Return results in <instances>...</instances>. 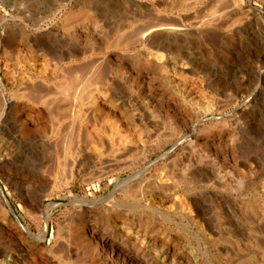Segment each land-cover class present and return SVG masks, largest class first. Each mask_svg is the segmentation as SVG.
I'll use <instances>...</instances> for the list:
<instances>
[{"label":"rangeland","instance_id":"obj_1","mask_svg":"<svg viewBox=\"0 0 264 264\" xmlns=\"http://www.w3.org/2000/svg\"><path fill=\"white\" fill-rule=\"evenodd\" d=\"M57 1L0 0V156L5 158L0 165L2 257L10 259V264H54L56 256H67L65 248H69L73 259L80 258L79 262L73 261L75 264H89L88 259L94 257L100 264H264V257L257 254L240 261L239 254L197 251L198 245L204 247V240L197 232L204 230L205 218H215L216 214L209 207L215 205L212 200L217 202L221 192L230 205V209L222 203L218 206L219 213L225 214L221 215L223 220L219 218L223 225L229 221L239 224L255 219L252 216L257 212L250 215L244 207L251 199L264 194V147L259 146L253 158L244 159L242 166L220 151L217 139L208 137L200 142L197 148L204 159L202 166L209 160L218 162L224 180L220 181L218 189L211 184L208 186L203 202L207 208L198 213L200 203L190 198L191 193H185L186 177L173 178L177 186L169 195L161 191L163 168L174 162L180 167L184 156L192 155L185 143H176L178 134L171 136L168 128L162 136L161 131L159 136L150 135L148 130L156 124V119L145 109L148 105L169 119L171 114L161 104L158 79L183 82L188 84L192 95H196L195 99L211 95L217 102H223L219 113L227 122L240 115L244 128L253 123L260 129L256 138L259 141L263 138L264 142V0L220 1L224 6L220 3L218 6L229 9L225 18L202 27L196 23L209 18V9L217 0H196L191 8L181 6L180 0V7L173 9L165 6L172 0H160L165 2L163 4H158L159 0H69L62 10ZM76 22L83 25L81 32L77 31L81 25ZM152 22L160 26L161 33L175 35V40L138 41V30ZM233 22L235 25H230ZM57 26L61 29L60 35L55 33ZM99 33L107 39V46L119 40V43L129 41L126 46L122 43L107 50L111 51L107 59L94 43ZM156 43L161 44L160 51L164 54L160 60L152 53L157 51ZM76 51H80L78 59L68 57ZM53 62L61 73L82 72L93 66L98 73L113 75L111 77L118 82L113 94L116 103L126 114L136 115L131 122L143 132L144 147L131 152L127 158L125 155L114 159L98 156L99 147L94 143L83 148L77 142L80 141L79 119L75 117L77 108L59 106L58 100L48 106L35 101L50 86V81L47 84L42 80V66L53 67ZM146 66L158 67L160 75L146 70ZM244 105L246 113L241 115L236 108ZM219 113L214 114L215 118L209 116L196 130L207 124L211 127L220 124ZM70 124L74 126L73 131ZM131 128L134 133L135 127L131 125ZM67 136H73L75 145L72 155L64 160L60 142ZM174 200L181 204L180 213L174 211ZM46 205L51 207L47 219L42 214ZM45 226L43 244L32 240L24 230L28 227L38 234ZM222 235L213 246L220 242L227 245L229 241ZM66 260L69 261L67 258L62 261L67 263Z\"/></svg>","mask_w":264,"mask_h":264},{"label":"bare ground","instance_id":"obj_2","mask_svg":"<svg viewBox=\"0 0 264 264\" xmlns=\"http://www.w3.org/2000/svg\"><path fill=\"white\" fill-rule=\"evenodd\" d=\"M68 1L69 0H59V2L57 1L58 2L57 5H58L59 9L60 10L64 9L67 6ZM220 1H223V0H217L215 2V4H214V2H212L214 5L211 6L210 9L208 8L209 9V12H208L209 13V18L207 20L205 19V20L198 21L196 23L198 26H200V27H202L204 25L205 26H209V25L211 26L215 22L220 21L221 19L225 18V15H227L229 9H228V7H223L224 5L221 4ZM194 2H196V0H181V6H184L185 8H189V7L191 8V6H193ZM161 3L163 4L165 2H161L159 0L158 1V4H161ZM219 3L221 5H223V6H221V5L218 6ZM96 5H97V3H96ZM156 5H157V3H156ZM179 5H180V0H172V3L171 4H168V5H165V6H168L169 7L168 9H173V8H177ZM72 11H74V10H72ZM232 11H234V10L232 9ZM68 14L69 15H66L67 18L70 16V12ZM206 16H208V15H206ZM68 20H69V18H68ZM170 20H172V19L170 18ZM162 21H164V20H162ZM78 22H80V21H78ZM221 23H223V22H221ZM76 24H80V23H77L76 22ZM80 25H78V26H80ZM101 25H103V24H101ZM230 25H235V23L234 22L233 23H230ZM82 26L83 25H81V27H79V29L78 30L76 29V30L78 32H81L82 29H83ZM198 26H197V28H198ZM123 27H126V26H123ZM214 27L216 28V26H214ZM159 28H160V26H158L157 24H153V22H152V25H149L148 24L145 27L140 28L138 30V32H137L136 38L138 39V41H143L144 39H147L148 41H150V39H152L153 41H155L157 43L161 42V40H164V41L165 40H169V39H174L175 40V38H176L175 35L172 36L173 34H171L169 32H168V34H163L159 30ZM166 29L167 28H165V30ZM116 30H117V28H116ZM60 31H61V29H59V27L57 26L56 29H55L56 35H58V34L60 35ZM167 31H168V29H167ZM179 31H181V30H179ZM183 31H185V30H183ZM224 31L225 30H223V32ZM153 32H155L156 34L155 33L153 34ZM163 32H165V31H163ZM127 40L129 41V39H125L122 42L123 44L122 43H119V41H121V40H119L116 43H112L111 46H107L106 45L107 44V39L104 38V36H103L102 33H99L97 35V38L95 39L94 43L97 44V48L100 51L99 53L100 54L103 53L104 58L110 59L111 51H107V50H109L110 48H117L121 44L126 46L127 43H128ZM153 44H152V46H153ZM59 47H61V46H59ZM169 47H171V46H169ZM164 48H166V47L164 46ZM156 49H157V51L156 52L154 51L152 53H153V55H154V57L156 59L160 60L164 56V54L161 53V51H160L161 44H157L156 45ZM165 51H166V49H165ZM165 51H163V52H165ZM15 52H16V50H15ZM79 52L78 51H76L75 53L73 52V54H69L68 57H72L74 59H76V58L78 59ZM167 53H168V50H167ZM168 54H170V52ZM53 55H54V53L52 54V56ZM55 55H57V54H55ZM56 57L58 58V56H56ZM62 57H64V56H62ZM54 60H56V59H54ZM57 62H59V59L57 60ZM93 62H94V59H93ZM138 62H140V61H138ZM142 63L143 62H141V64ZM144 63L148 64L147 61H144ZM96 64H94V66ZM146 64H144V65H146ZM152 64H154V63H151V65ZM49 66H48V64H44V66H42L43 67V70H41V71L43 72V74H42L43 75V77H42L43 79L42 80L43 81L46 80L45 83H47V81H50L49 82V85L50 86L48 87V89L45 88V89H47V91L45 90L42 93V95L37 96L39 98H37V100H35V101L37 103H41V104H45V105H47V104L50 105L51 103L53 105V102L54 101L57 102V100H58V102H59L58 105L59 106H64L65 105L66 108L67 107L68 108H71V107L72 108H77V111H78L77 115L78 116L75 113H73V115L75 114L76 115L75 117H77L79 119V126H78L79 128H77V129H79V133L80 134L79 133L78 134H79V137H80V141L78 140L77 142H80V144L83 145V148H85L87 145H90V143H94L96 145V147L97 146L99 147V152H98L99 155L98 156H101V157L106 156V157H110V158L114 159L116 157H122V156H125V155H126V158H127V155L130 154L131 152L137 151L138 149L141 148V146L144 147L143 146V142H144L143 132H141L137 128V126H138L137 124H134V123L131 122L132 120H134L133 117L135 118L136 115H134L132 117L131 115L126 114L124 112L125 110H123L122 107L121 108L119 107L120 104L117 105V103H116V99L117 98L115 99L116 95H113V94H114V92L116 90V87H117V83L118 82L115 81L114 77H111L113 75L107 76L105 74L98 73L97 72V70H98L97 67L98 66H96V69L97 70H95L93 66H90L89 68L86 67V69L83 70L82 72H80L78 70L80 73H78V71H76V70H72V71L70 70V71L66 72V70H64V69H62V72L64 70L66 73H61L60 72V69H59V66L57 65V63H54V66L53 67H50L52 69H50ZM145 68L148 71H149V69L150 70H153V72H155V74L160 75V70L158 69V67L157 68H154V69H151V67L146 66ZM112 70H115V69H112ZM115 72H117V71H115ZM120 73H122V72H120ZM118 74H119V70H118ZM161 78L162 77H159V79H158V82L161 83V91H160L161 94H159V96L161 95L160 96L161 97L160 98L161 99V104H163L168 109L167 111L171 114V117H169V119H168L167 118L168 117L167 115H166L167 117H164L162 114L160 116V114L156 112L157 110L155 111L153 108H150L148 105H145L146 106L145 109L148 110V112L150 113L151 118L156 119V122H155L156 124L153 125L152 128H150L148 130V133L150 135L151 134L152 135H158L160 133V131H161V136H162L164 134V131L166 132V128H168L169 133L171 134V136H174V135H177L178 134L177 135V139H176V143H185L186 144V146H185L186 149L189 150V153H191V155H192V156H190V154L189 155L187 154V157L184 156V158H185V159L183 158L184 161H182L181 163H179L180 167H177L175 162L172 165L170 164V166H167V167H165L166 165L164 166L165 168H163V172H162L163 173V176L161 178V191L163 193L166 192L165 193L166 195L168 193L170 194L171 190H174L175 187L177 186L176 185V182H175L176 180L174 181L173 178L175 176H178V175H182L183 177H186L188 181H187V184L184 186L185 193H189V194L191 193L192 195H191L190 198H192L195 203L198 202V203L201 204V202H202L201 205L200 204H197V205H199V207H198V213H200V210L203 212L207 208L206 206L203 205V202L205 201V198L207 196L206 195V192H208V191H206V190H207L208 186L211 184L214 189L215 188L218 189V187L220 186V184H219L220 181H223L224 180L223 175H222L221 167H220L219 164H217L218 162H215L212 159L213 161H210L209 160V162H210V163L208 162L209 164L207 163L206 166H202V162H203L204 159L202 157V154L198 153V148H197L198 145H200V142H202V141L205 142L208 139V137H212L213 140L214 139H217L218 143L221 145L220 151L223 152V153H225L227 156H229L231 158L232 162H234L235 164H242V166H243L244 159L247 160L248 157H252L253 158V154H256L257 153V149L259 148V146L263 149V147H264V142H262L263 141V138H261L262 141H259L256 138L255 135L256 134L257 135L260 134V129L255 128V126L253 125V123L250 122L251 120L249 121L250 123H248V128H244L245 126H242V121H241V116L240 115L237 118H235L230 123L227 122L226 120H224L223 119L224 118V115L221 114V113H219L220 107L223 105L222 104L223 102H217L218 100L216 101L213 96L207 95V96L202 97V99L201 98L200 99H195L196 98L195 97L196 95L195 96H194V94L192 95L191 89L187 86L188 84L187 85L183 84V82L181 80L180 81L182 83H178V82L175 83V82H172V81H169V80H167L165 82ZM158 86H160V85L158 84ZM163 86H165V87L167 86V88H165ZM168 88H170L171 90L168 89ZM221 96H222V94H221ZM229 97H231V96H229ZM118 100H119V98H118ZM219 100H222V99H219ZM231 100H229V101H231ZM146 104H147V102H146ZM245 105H247V103H245ZM245 105L244 106H238L236 108L237 111L239 112V114L242 115L245 112V110H246ZM59 109H61V108H59ZM217 112L219 113V119L218 120L221 121L220 124H216L217 126H215V123L213 122L212 124H214L215 127H211V125L208 126V124H207L206 126L204 125L200 129L196 130V128H197L198 125H201L204 121H206V119H209V116L214 117V114L217 113ZM73 115H71L72 118H73ZM249 117H248V119H249ZM66 118H67V116H66ZM246 118H247V116H246ZM242 119H243V117H242ZM151 120H153V119H151ZM61 121H62L61 123L63 124L64 123L63 122L64 120H61ZM51 122H52V120H51ZM58 122H56V124ZM54 123H55V121H54ZM54 123H52L53 127H54ZM70 123H73V125H74L75 122L72 121ZM73 125H71L72 126V129H71L72 131H73L74 126H75V125L74 126ZM131 125H133L135 127L134 133H131V129H132L131 128ZM243 125H244V123H243ZM76 127L77 126H75V128ZM51 129H52V127H51ZM69 129H70V127H69ZM68 131H70V130H68ZM200 132H202V134H200ZM48 134H49V132H48ZM57 134H59V133H57ZM69 135H71V133ZM67 137L68 138H64V140L61 139L62 141L60 142V144H61V147H60L61 148V152L60 153H61V156H62V158L64 160L69 159L70 155H72L71 153H73L72 151L74 150L73 149L74 148L73 146L75 145V143L73 142V139L74 138L71 139L73 136H67ZM58 138H60V137H58ZM62 138H63V136H62ZM81 141H82V143H81ZM90 148H91V146H90ZM77 149H78V147H77ZM185 152H184V154H185ZM138 153H137V156H138ZM132 155L133 154H131V156ZM3 158H4V156H3ZM3 158H1V156H0V165L3 163V161L5 159V158L4 159ZM58 159H59V156H58ZM180 159H182V158H180ZM215 159H217V158L215 157ZM248 161H249V159H248ZM171 163H172V161H171ZM119 164H121V163H119ZM256 164L259 165L260 163L256 161ZM63 165H65V164H63ZM61 166L62 165H60L59 167H61ZM258 168L261 169L262 167L260 168L258 166ZM142 169L143 168H141V170ZM141 173H142V171H141ZM241 178H243V176ZM241 178H240V181H241ZM158 181H160V180L158 179ZM251 181H254V180L251 179ZM255 182H256V180H255ZM255 188H257V187H255ZM257 191H258V189H257ZM221 193H220L219 196L218 195H215V196H218L219 197V200H217V202L214 201L215 199L214 200L211 199L213 202H215V205L214 206H212L211 204H209V205H211V207H209V210L213 211V213H215L216 216L213 219H210L211 218L210 216H209V218H205L204 219V224H203L204 225V230L205 231L207 230V232H205L204 230H201V231L197 232L198 234L201 235L199 237H201L204 240V247H201L200 245H198L197 246V251L198 250H200V251H202V250H204V251L211 250V252L214 251L215 254H218V255L220 253H224L226 255L231 254V256H232V254L233 255H236L237 254V256L239 254V260L240 261H244L246 259H250V258L254 257L256 254H257V256L260 255V258L261 257H264V194L262 196L259 194L260 195V198H255L254 200L251 199L248 202L249 204L245 205V207H244L246 210H248V212H250V215L251 214L254 215L257 212V215L252 216V217H255V219H252L251 218L252 220H250V222H247V223H242L241 222L239 224L237 222H235V221L234 222H230L229 221L227 223V225H223L222 222H220V219L222 217L221 215L223 214V212H222V214L219 213L221 210L220 211L218 210V208H219L218 206H220V203H222V206L224 204V205H226V208L227 209H230L229 208L230 205L227 204V202H228L227 199L223 195H221ZM255 193L257 194L259 192H255ZM238 195H239V193H238ZM49 207H50V205H46V206H44V208L42 210V214L45 216L46 219L49 216V210H50ZM180 210H181V204H179V202H177V200L176 201L174 200V211H175V213L176 212L177 213L178 212L180 213ZM229 211H231V210H229ZM219 214H220V217H219ZM223 215H225V214H223ZM226 219H228V218L226 217ZM245 219H246V217H245ZM245 219H244V221H245ZM221 220H223V219H221ZM24 230H25L26 235H28V237L32 238V240H35V242H38L40 244L41 243L42 244L44 243V240L46 238V231H47L46 226L41 231H39L38 234L37 233L36 234L33 233L28 227H25ZM3 231H2V228L0 227V238H3V233H4ZM222 234H225L226 235V239H228L227 241H229L227 243V245L222 244L220 242V244H218V246L217 245L213 246L215 242H219L220 237H221ZM198 242H199V240H198ZM65 249H66V253H67L66 255L67 256H63V254L60 256L58 254V256H56L57 258L55 259V263L53 262L54 264H75L73 261H75V262H79L80 261V258H74V259L72 258L73 256H71V253H70L69 248H65ZM108 255L110 257L112 256V254H108ZM66 258L69 260V261L66 260L67 263L63 262ZM102 259H104V258H102ZM94 260H95V257H94V259L90 258V259H88V262L87 263L94 264V262H96V263L100 264L99 262H97L98 260L97 261H94ZM99 260H101V259H99ZM47 263L45 262V264H47ZM227 263H229V262H227ZM0 264H10V259H6L5 260L4 257H2V254L0 253ZM48 264H50V263H48Z\"/></svg>","mask_w":264,"mask_h":264}]
</instances>
